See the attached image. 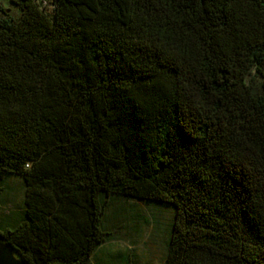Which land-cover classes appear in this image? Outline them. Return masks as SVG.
Instances as JSON below:
<instances>
[{
    "label": "trees",
    "instance_id": "1",
    "mask_svg": "<svg viewBox=\"0 0 264 264\" xmlns=\"http://www.w3.org/2000/svg\"><path fill=\"white\" fill-rule=\"evenodd\" d=\"M0 237L95 264L119 199L171 209L162 264H264V0H9Z\"/></svg>",
    "mask_w": 264,
    "mask_h": 264
},
{
    "label": "rangeland",
    "instance_id": "2",
    "mask_svg": "<svg viewBox=\"0 0 264 264\" xmlns=\"http://www.w3.org/2000/svg\"><path fill=\"white\" fill-rule=\"evenodd\" d=\"M19 15L9 0H0V16ZM24 205L21 177L0 183V219H8ZM173 216L171 209L141 199H119L106 210L105 243L92 256L95 264H162L168 248Z\"/></svg>",
    "mask_w": 264,
    "mask_h": 264
},
{
    "label": "water",
    "instance_id": "3",
    "mask_svg": "<svg viewBox=\"0 0 264 264\" xmlns=\"http://www.w3.org/2000/svg\"><path fill=\"white\" fill-rule=\"evenodd\" d=\"M0 264L27 263L23 259L17 257L10 245L0 237Z\"/></svg>",
    "mask_w": 264,
    "mask_h": 264
}]
</instances>
